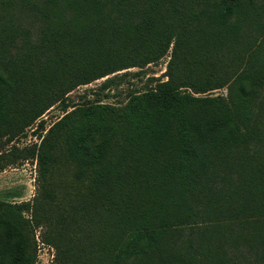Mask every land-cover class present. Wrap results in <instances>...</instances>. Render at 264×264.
<instances>
[{
	"label": "trees",
	"instance_id": "trees-1",
	"mask_svg": "<svg viewBox=\"0 0 264 264\" xmlns=\"http://www.w3.org/2000/svg\"><path fill=\"white\" fill-rule=\"evenodd\" d=\"M169 48L164 81L77 105L30 149L0 264H36L23 213L63 264L261 263L264 0H0V132Z\"/></svg>",
	"mask_w": 264,
	"mask_h": 264
},
{
	"label": "rangeland",
	"instance_id": "rangeland-1",
	"mask_svg": "<svg viewBox=\"0 0 264 264\" xmlns=\"http://www.w3.org/2000/svg\"><path fill=\"white\" fill-rule=\"evenodd\" d=\"M169 54L170 48L156 61L117 70L89 83L72 87L60 100L53 102L23 127L20 133L0 132V201L15 205L31 202L36 191V167L34 157L29 156L30 149L40 143L55 122L77 105L98 102L119 106L126 102L131 93L141 92L159 81H164ZM221 93L224 94L223 88L195 95L212 96ZM23 216L26 220L24 231L35 263L63 264L55 260L53 246L43 240V228L27 213H23ZM12 243L5 238L0 228V253L8 251ZM262 252L260 264H264V248ZM108 260L107 253L106 264Z\"/></svg>",
	"mask_w": 264,
	"mask_h": 264
}]
</instances>
